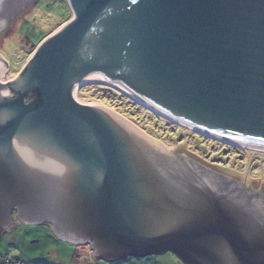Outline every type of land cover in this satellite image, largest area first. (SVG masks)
I'll use <instances>...</instances> for the list:
<instances>
[{
  "label": "water",
  "instance_id": "obj_1",
  "mask_svg": "<svg viewBox=\"0 0 264 264\" xmlns=\"http://www.w3.org/2000/svg\"><path fill=\"white\" fill-rule=\"evenodd\" d=\"M28 2L0 0V31ZM68 3L73 17L19 74L0 55V235L14 216L39 224L41 184L56 234L100 258L264 264L263 193L72 94L95 79L198 133L264 148V0Z\"/></svg>",
  "mask_w": 264,
  "mask_h": 264
},
{
  "label": "rangeland",
  "instance_id": "obj_2",
  "mask_svg": "<svg viewBox=\"0 0 264 264\" xmlns=\"http://www.w3.org/2000/svg\"><path fill=\"white\" fill-rule=\"evenodd\" d=\"M71 12V8L62 0H38L35 5H30L29 10L27 8L19 14L12 26L7 28L9 31L6 32L5 28L0 34L1 50L11 63L9 73H20L30 55L28 52L36 44L39 45L42 38L53 33ZM89 85L101 86L104 93L110 92V88L116 90L103 83H86L78 88L75 96L92 98L105 104L148 135L160 140L169 151L190 158L213 172L264 194V150L198 133L153 112L124 94V98L118 95L117 98H111L108 95L109 99H99L87 91ZM156 115L158 118L154 117ZM198 143L204 146V150L199 148ZM88 246L64 240L53 228L44 224L16 223L12 230L0 236V254L4 258L8 256L26 264H183L182 260L174 259L179 257L172 251L142 257L128 256L114 261L100 257L95 259L96 256L92 255L91 247Z\"/></svg>",
  "mask_w": 264,
  "mask_h": 264
},
{
  "label": "flooded vegetation",
  "instance_id": "obj_3",
  "mask_svg": "<svg viewBox=\"0 0 264 264\" xmlns=\"http://www.w3.org/2000/svg\"><path fill=\"white\" fill-rule=\"evenodd\" d=\"M34 192V196L33 198H35V204L36 206H39L40 203H43V207L44 208L42 211L45 213V214H42V215H39L38 218H35V219H39L40 221H38V225H49L51 228L55 227V222L53 220H51L50 218H47L48 214L51 213L50 209L52 210L53 208L51 204V201H52V194L51 193H48V191L40 184L38 185V187L33 190ZM32 198V199H33ZM16 207V206H15ZM13 207L14 209H17ZM41 211V210H40ZM15 214V213H14ZM14 221L13 223H27V222H24L23 220L19 219L18 217L16 218L14 216ZM28 224H31V223H28Z\"/></svg>",
  "mask_w": 264,
  "mask_h": 264
},
{
  "label": "trees",
  "instance_id": "obj_4",
  "mask_svg": "<svg viewBox=\"0 0 264 264\" xmlns=\"http://www.w3.org/2000/svg\"><path fill=\"white\" fill-rule=\"evenodd\" d=\"M68 21V20H67ZM67 21H65V22H67ZM64 22V23H65ZM10 28V27H9ZM8 31H9V29H8ZM43 39V38H42ZM41 39V40H42ZM36 45H38V44H36ZM36 45L34 46V47H36ZM32 50H33V48H32ZM30 53H31V50L29 51ZM28 52V53H29ZM101 86H95V85H89L88 87H86V89H87V91H90L93 95H97V98H99V99H106V98H108V95H109V97H111V98H114V97H116V95H118L120 98H124V96H123V94H121L119 91H116V90H114V89H111L110 88V92L108 91L107 93H104L101 89ZM103 88L104 89H107V88H105V86H103ZM112 90V91H111ZM104 94V95H103ZM37 95H35V97H36ZM117 98V97H116ZM109 99V98H108ZM155 118H158V116L156 115V116H154ZM199 144V148H201V149H203L204 148V146L202 145V144H200V143H198ZM204 150V149H203ZM49 226V225H48ZM89 247V246H88ZM91 247V246H90ZM89 247V248H90ZM90 251H91V253L93 252V248H90ZM95 255V254H94ZM148 255H151V254H148ZM0 256L2 257V260L0 261V262H2V263H6V264H18V262H23V264H26V262H24V261H20L19 259H12V258H10V257H8V256H6V258H4V256L3 255H1L0 254ZM96 257H99V256H97V255H95ZM128 256H132V255H128ZM128 256H125V257H128ZM178 256V255H177ZM125 257H122V258H125ZM137 257H139V256H137ZM179 257V256H178ZM120 259V258H119ZM174 259H180V261L182 260L180 257L179 258H174ZM112 261H114V260H112ZM175 261H178V260H175ZM181 263H183V264H187V263H185L183 260L181 261Z\"/></svg>",
  "mask_w": 264,
  "mask_h": 264
},
{
  "label": "crops",
  "instance_id": "obj_5",
  "mask_svg": "<svg viewBox=\"0 0 264 264\" xmlns=\"http://www.w3.org/2000/svg\"><path fill=\"white\" fill-rule=\"evenodd\" d=\"M37 1H38V0H32V2H28V3H26V4H25V7L22 8V10H20L19 12H17V13L11 18V20L9 21V23H8L4 28H2V30L0 31V34H1V32H2L3 30H5V28H6V32H8V31H7V28H9V25L12 24V23L14 22V20H16V17H17L19 14H21L23 11H25L27 8H28V10H29L30 5H32V6L35 5ZM62 1H63V3H66V4L71 8V6H70L69 3H68V0H62ZM71 10H72V8H71ZM72 17H73V10H72L70 16H69L66 20H64L62 23H60V24L56 27L55 30H57L60 26H62V25L64 24L65 21L71 19ZM65 23H66V22H65ZM55 30H54V31H55ZM52 32H53V31H52ZM50 33H51V32H50ZM50 33H48V34H50ZM48 34H47V35H48ZM47 35H45V36H47ZM45 36H44V37H45ZM34 50H35V47L33 48V50H31V54H32V52H33ZM29 53H30V52H29ZM31 54L29 55V57L31 56ZM0 55H1V56H2V57L8 62V66H9L10 69H11V63H10V61H9V58H8L7 56L5 57L4 53H3L2 50H1V47H0ZM29 57H28V59H29ZM28 59L26 60V62H25L24 65L22 66V69L24 68V66H25V64L27 63ZM22 69H21V70H22ZM18 74H19V73H18ZM12 212H13V214H14V213H16V210L13 209ZM14 224H15V223H14ZM13 226H14V225L11 226L10 230H12ZM10 230H8V231H10ZM8 231H7V230H4L0 236H2L4 233H6V232H8Z\"/></svg>",
  "mask_w": 264,
  "mask_h": 264
},
{
  "label": "bare ground",
  "instance_id": "obj_6",
  "mask_svg": "<svg viewBox=\"0 0 264 264\" xmlns=\"http://www.w3.org/2000/svg\"><path fill=\"white\" fill-rule=\"evenodd\" d=\"M103 83V84H107V85H111V84H108V83H105V82H101V81H98V80H95V79H92V80H81L79 83L80 84H75V85H73V87H72V94H73V96H75V94H76V91L78 90V88H79V85H82V84H86V83ZM111 86H113V85H111ZM113 87H115V86H113ZM115 88H117V87H115ZM118 89V88H117ZM120 90V89H119ZM122 91V90H121ZM122 92H124V91H122ZM125 94H127L129 97H131V98H133V99H135V100H137L138 102H140V103H142L143 105H146L145 103H143V102H141L140 100H138V99H136L135 97H133V96H131V95H129L128 93H126V92H124ZM75 97H77V96H75ZM148 106V105H147ZM151 108V107H150ZM151 109H153V108H151ZM154 111H156V112H158L159 114L161 113L162 114V112H160V111H158V110H156V109H153ZM164 114V113H163ZM164 115H166V114H164ZM168 118H171L172 120H174V121H176V122H179V123H181V124H183V125H186V126H189V125H187L185 122H182V121H180V120H177V119H175V118H173V117H170V116H168V115H166ZM189 127H192V126H189ZM192 129H194V130H198V129H196V128H194V127H192ZM199 131H201V130H199ZM210 135V134H209ZM212 135V134H211ZM214 137H218V136H215V135H213ZM227 142H229V143H233V144H239V145H242V146H247V147H253V148H256V149H262V150H264V148H261V147H257V146H252V145H249V144H245V143H242V142H238V141H235V140H228V139H225Z\"/></svg>",
  "mask_w": 264,
  "mask_h": 264
},
{
  "label": "clouds",
  "instance_id": "obj_7",
  "mask_svg": "<svg viewBox=\"0 0 264 264\" xmlns=\"http://www.w3.org/2000/svg\"><path fill=\"white\" fill-rule=\"evenodd\" d=\"M68 21H69V20H68ZM10 26H12V25L10 24L9 27H10ZM7 31H8V30H7ZM45 38H46V37H45ZM45 38H44V39H45ZM42 40H43V39H42ZM42 40H41V41H42ZM41 41H40V42H41ZM40 42H39V43H40ZM36 48H37V47H35V49H36ZM30 54H31V53H30ZM25 65H26V64H25ZM21 71H22V70H21ZM115 89H116L117 91H119L120 93L124 94V93L121 92L119 89H117V88H115ZM124 95H126V94H124ZM126 96H128V95H126ZM128 97H129V96H128ZM129 98H131V97H129ZM131 99H132V98H131ZM133 100H135V99H133ZM135 101H136V100H135ZM136 102H138V101H136ZM141 105H142V104H141Z\"/></svg>",
  "mask_w": 264,
  "mask_h": 264
},
{
  "label": "built area",
  "instance_id": "obj_8",
  "mask_svg": "<svg viewBox=\"0 0 264 264\" xmlns=\"http://www.w3.org/2000/svg\"><path fill=\"white\" fill-rule=\"evenodd\" d=\"M2 260V257L0 256V261ZM18 264H23V262H18Z\"/></svg>",
  "mask_w": 264,
  "mask_h": 264
}]
</instances>
